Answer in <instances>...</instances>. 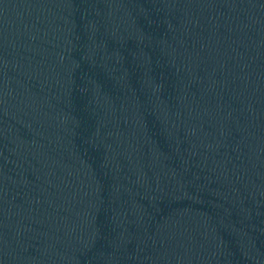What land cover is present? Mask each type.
I'll return each mask as SVG.
<instances>
[{"label": "water", "instance_id": "95a60500", "mask_svg": "<svg viewBox=\"0 0 264 264\" xmlns=\"http://www.w3.org/2000/svg\"><path fill=\"white\" fill-rule=\"evenodd\" d=\"M0 264H264V0H0Z\"/></svg>", "mask_w": 264, "mask_h": 264}]
</instances>
